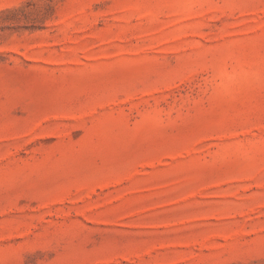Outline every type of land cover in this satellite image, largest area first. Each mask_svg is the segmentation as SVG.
<instances>
[{
    "label": "rangeland",
    "instance_id": "374dc122",
    "mask_svg": "<svg viewBox=\"0 0 264 264\" xmlns=\"http://www.w3.org/2000/svg\"><path fill=\"white\" fill-rule=\"evenodd\" d=\"M0 264H264V0H0Z\"/></svg>",
    "mask_w": 264,
    "mask_h": 264
}]
</instances>
